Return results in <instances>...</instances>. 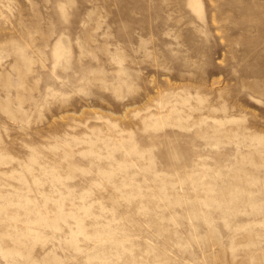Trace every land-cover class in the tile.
Masks as SVG:
<instances>
[{
  "label": "rangeland",
  "instance_id": "374dc122",
  "mask_svg": "<svg viewBox=\"0 0 264 264\" xmlns=\"http://www.w3.org/2000/svg\"><path fill=\"white\" fill-rule=\"evenodd\" d=\"M0 264H264V0H0Z\"/></svg>",
  "mask_w": 264,
  "mask_h": 264
}]
</instances>
